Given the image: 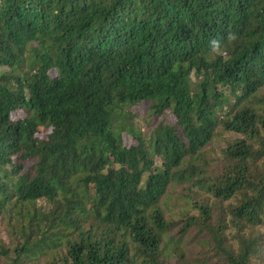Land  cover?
<instances>
[{
	"label": "trees",
	"instance_id": "obj_1",
	"mask_svg": "<svg viewBox=\"0 0 264 264\" xmlns=\"http://www.w3.org/2000/svg\"><path fill=\"white\" fill-rule=\"evenodd\" d=\"M0 221L7 264H264V0H0Z\"/></svg>",
	"mask_w": 264,
	"mask_h": 264
},
{
	"label": "rangeland",
	"instance_id": "obj_2",
	"mask_svg": "<svg viewBox=\"0 0 264 264\" xmlns=\"http://www.w3.org/2000/svg\"><path fill=\"white\" fill-rule=\"evenodd\" d=\"M133 112H138L137 117L133 120V126L135 129H140L143 133L146 132V128L149 125V119L147 117V113H144L143 108L133 109ZM144 115V116H143ZM23 118V114L19 111L15 114V118ZM234 135L232 134H224L222 138L215 140L211 146L206 149L208 155H210L211 159L215 160L221 157V151L224 149L225 144L224 140H232ZM124 144L129 147L134 144L133 140L129 136H124ZM201 192L191 184H183L177 185L169 189V192L162 199V209L164 210L165 217L167 219L177 220L179 218V213L182 210H187L189 207L186 205V201L191 198L200 197ZM191 214L196 215L197 213L192 211ZM9 221V220H7ZM7 221H0V247H7L10 243L11 235L10 228L7 225ZM10 222V221H9ZM264 235V227L260 230ZM190 240V239H189ZM189 248V252L182 257H174L170 259L169 264H202L200 255L202 246L197 243L195 239L190 241L187 245ZM187 248H184V250ZM47 258H43L41 260L34 259L32 263L29 264H45L47 262ZM7 260L5 258H0V264H7Z\"/></svg>",
	"mask_w": 264,
	"mask_h": 264
},
{
	"label": "clouds",
	"instance_id": "obj_3",
	"mask_svg": "<svg viewBox=\"0 0 264 264\" xmlns=\"http://www.w3.org/2000/svg\"><path fill=\"white\" fill-rule=\"evenodd\" d=\"M236 38L237 37H236V35L234 33H229L228 36H227V40L229 42H232V41L236 40ZM210 48H211V52L214 53V54H220V55L223 54L221 41L219 39H212L210 41Z\"/></svg>",
	"mask_w": 264,
	"mask_h": 264
}]
</instances>
